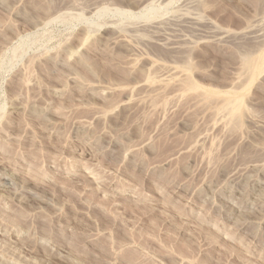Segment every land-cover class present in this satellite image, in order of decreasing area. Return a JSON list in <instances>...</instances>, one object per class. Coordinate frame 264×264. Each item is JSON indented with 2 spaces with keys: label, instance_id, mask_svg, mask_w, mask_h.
<instances>
[{
  "label": "rangeland",
  "instance_id": "374dc122",
  "mask_svg": "<svg viewBox=\"0 0 264 264\" xmlns=\"http://www.w3.org/2000/svg\"><path fill=\"white\" fill-rule=\"evenodd\" d=\"M262 52L264 0H0V264H264Z\"/></svg>",
  "mask_w": 264,
  "mask_h": 264
},
{
  "label": "bare ground",
  "instance_id": "6f19581e",
  "mask_svg": "<svg viewBox=\"0 0 264 264\" xmlns=\"http://www.w3.org/2000/svg\"><path fill=\"white\" fill-rule=\"evenodd\" d=\"M262 53H264V52H262ZM261 58L264 59V54H263L262 57L260 56V59H261ZM248 59H249V58H248ZM260 59L258 58L259 61H260ZM251 60H252V59H251ZM251 60L249 59L248 61H251ZM254 60H255V59H254ZM248 61L246 60L245 66H247V64L250 63V62L247 63ZM251 62H252V61H251ZM257 62H258V61H257ZM260 62H262V60H261ZM260 62H258V67L260 66V64H262V63H260ZM263 62H264V61H263ZM259 63H260V64H259ZM256 64H257V63H256ZM250 65H252V67H253V64H252V63L249 64L247 67H249ZM254 66H257V65H255V63H254ZM258 67H257V68H258ZM261 67H264V65H261ZM257 68L255 67V69H257ZM250 69H251V68H250ZM259 69H262V68L259 67L258 70H259ZM251 70H252V69H251ZM252 71H253V70H252ZM186 85H188V86H192V84H190L189 82H187ZM233 104H238V103H233ZM234 106H235V105H234ZM236 106L239 107V105H236ZM236 106H235V110L237 111V110H239V109H238V107L236 108ZM232 108H233V106H232ZM233 111H234V109H233ZM233 111L231 110V112H233ZM234 113H235V114L237 113L236 116H238V114H239L238 111H237V112L234 111ZM232 114H233V113H232ZM240 114H241V112H240ZM232 116H234V115H232ZM233 118H234V117H233Z\"/></svg>",
  "mask_w": 264,
  "mask_h": 264
}]
</instances>
